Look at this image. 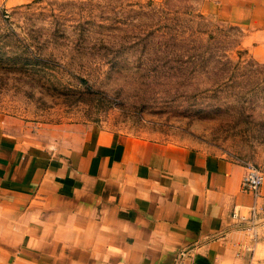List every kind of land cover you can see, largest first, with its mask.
I'll list each match as a JSON object with an SVG mask.
<instances>
[{"label":"crops","instance_id":"0c3cea01","mask_svg":"<svg viewBox=\"0 0 264 264\" xmlns=\"http://www.w3.org/2000/svg\"><path fill=\"white\" fill-rule=\"evenodd\" d=\"M198 8L264 57V0ZM55 128L0 114V264H264V220L233 216L255 200L245 162L89 121ZM258 202L264 214V181Z\"/></svg>","mask_w":264,"mask_h":264},{"label":"rangeland","instance_id":"374dc122","mask_svg":"<svg viewBox=\"0 0 264 264\" xmlns=\"http://www.w3.org/2000/svg\"><path fill=\"white\" fill-rule=\"evenodd\" d=\"M242 39L198 0L0 6V114L33 131L89 121L264 172V57Z\"/></svg>","mask_w":264,"mask_h":264},{"label":"built area","instance_id":"2783aa9c","mask_svg":"<svg viewBox=\"0 0 264 264\" xmlns=\"http://www.w3.org/2000/svg\"><path fill=\"white\" fill-rule=\"evenodd\" d=\"M245 175L243 178L242 186L245 191L253 194L254 202L251 206L249 214H240L236 211L233 212V216L238 217L240 222L247 229L255 230L259 221L264 220V214L258 199L261 196V187L264 181V172L260 167L251 162H245ZM182 252V254H184Z\"/></svg>","mask_w":264,"mask_h":264}]
</instances>
